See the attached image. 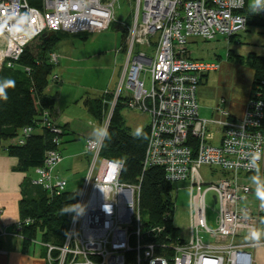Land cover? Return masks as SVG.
Listing matches in <instances>:
<instances>
[{
	"label": "built area",
	"instance_id": "1",
	"mask_svg": "<svg viewBox=\"0 0 264 264\" xmlns=\"http://www.w3.org/2000/svg\"><path fill=\"white\" fill-rule=\"evenodd\" d=\"M117 1L0 0V68H12L25 46L45 33L91 34L112 25L122 27L124 42L116 53L122 52L125 59L117 85L112 92L104 91L111 102L101 125L108 127L120 99L125 108L148 116L142 171L158 167L167 183L188 184V236L183 240L167 235L158 244L164 228L142 227L141 178L132 185L120 183L124 161L101 157L102 144L87 139L86 171L66 235L57 248L44 245L48 264H252L250 251L264 235L260 225L264 190L257 192V180L264 182V99L252 94L239 121L201 119L198 85L219 65L192 59L187 49L193 39L229 41L244 32L246 19L240 12H250L249 0L243 6H238L239 0H131L126 23L114 17ZM253 15L264 21V12ZM58 61L56 52L49 53L53 67ZM59 81L52 73L49 83ZM39 119L42 128L61 134L46 111ZM208 123L222 126L216 145L211 144L214 136L207 131ZM31 133L30 127L23 128L11 143L21 146ZM53 143L57 145L58 139ZM61 161L60 152L47 151L42 165L33 169L30 184L49 194L63 192L65 181L55 172ZM203 167L222 176L205 180L200 174ZM208 194L216 205L211 219ZM173 211L174 203L165 217L172 220ZM22 225L15 223L11 231L3 227L0 236L19 237ZM53 250L55 257L50 256ZM5 254L0 246V255Z\"/></svg>",
	"mask_w": 264,
	"mask_h": 264
},
{
	"label": "trees",
	"instance_id": "2",
	"mask_svg": "<svg viewBox=\"0 0 264 264\" xmlns=\"http://www.w3.org/2000/svg\"><path fill=\"white\" fill-rule=\"evenodd\" d=\"M240 14L246 19L245 31L249 26L264 27V21L249 11L243 10ZM63 35L68 34L56 32L48 37L39 36L25 46L12 68H6L4 65L0 68V79L10 78L16 81L14 88L6 89L8 99L0 101V147L8 157L17 161L15 171L20 173L33 171L34 168L41 166L47 151L60 152L59 145L65 136L91 135L89 129H81L76 122L58 126L61 130L58 136L40 126L39 117L42 112L46 111L49 114L52 123L58 116L54 99L46 94V89L50 85V76L54 71V67L48 62V55L54 52L55 46ZM81 35L85 34L76 36ZM124 36L123 31L121 46H123ZM235 39L232 37L229 41ZM247 64L253 72L250 96L258 93L260 98L264 99V57L249 54ZM24 69H28L29 72L26 73ZM104 97H86L82 100L86 113L98 123L105 118L104 113L107 107L105 102L111 101L110 95ZM122 110L123 107L118 105L112 111L107 127L111 138L102 143L100 155L114 162L124 161L119 177L120 183L132 185L138 183L141 178L138 209L143 229L163 227V234L156 239L158 244L163 243L167 235L177 239L178 229L172 224L170 216L165 217L167 212H172L174 189L164 180L162 169L150 167L142 171L147 127L132 134L125 126L121 116ZM26 127H30L32 133L25 139L23 145L11 143ZM54 138L58 139L57 145L53 143ZM76 196L77 193L65 190L58 194H49L39 187L32 186L29 178L25 179L20 185L19 220L16 222L19 226L23 224L17 231L19 238L21 236L23 248L26 249L28 245L35 242L37 236L45 256H47V249L44 245L59 247L66 235L73 212L66 206L72 205L74 209ZM25 220H30V223L25 225ZM260 225L264 231V216L260 220ZM56 255V250L50 252L51 257Z\"/></svg>",
	"mask_w": 264,
	"mask_h": 264
},
{
	"label": "rangeland",
	"instance_id": "3",
	"mask_svg": "<svg viewBox=\"0 0 264 264\" xmlns=\"http://www.w3.org/2000/svg\"><path fill=\"white\" fill-rule=\"evenodd\" d=\"M248 3L250 4L251 0ZM130 11L131 0H119L114 6V17L117 21L126 23L129 19ZM83 36L63 35V38L58 42L55 51L63 54V57L60 58V68L63 67V69H61L60 73L63 76L64 84L60 90L56 91L57 94L49 90L57 85L59 86L62 82L57 65L54 67L53 75L57 74L60 81L57 84H50L46 92L50 95L58 96V107L61 110V117L63 119H67L66 121L73 120V122L78 123L81 129H89L92 133V130L100 126L102 122H96L86 113L82 106L81 98L85 95L89 98H105L104 91L112 92L119 81L125 57L122 52L116 53L121 47V34L115 29V25L110 26L106 31L85 34ZM237 37H235L237 40L234 43L225 41L223 37H217L212 41L193 39L187 45L190 57L204 63L220 65L219 60L215 59L217 56L224 61L226 53H233V59L229 64H225L231 75V81L223 85L227 89L235 88L234 77L244 76L246 71L249 73L250 67L247 65L249 54L264 57V27L249 26L247 31L238 34ZM214 73L210 72L208 74V85L211 87L214 84L212 80ZM140 79L144 81L145 87H147L148 81L146 77L142 75ZM110 102H105L107 106L104 113L105 117L108 113L107 110L110 108ZM118 105L123 107L121 115L125 121V125L129 127L132 134L140 132L146 126L148 122L146 114L127 109L120 101L115 104V106ZM66 121L58 122L60 124ZM67 139L68 136H65L59 145V151L63 156L82 151L83 138L69 144H67ZM87 139H90V136ZM64 158L65 163L71 162L70 168H72L70 170L71 173H64L63 177H61L66 181L65 191L77 193L81 186L82 178L85 175L86 167L83 175L82 173L73 174V167H79L78 164H75L77 163V159L68 160L66 157ZM25 174L27 178H34L31 170L25 172ZM200 174L205 180L218 177L217 170H213V174H211V169L207 167H203ZM187 187V183L172 185V189L177 190L172 222L178 229L179 238L183 240L187 239L188 236L189 196ZM211 197V194H208L206 197L208 219L213 218L216 211V205L213 203ZM7 230L11 231L12 227H8ZM37 239L39 240V236H37Z\"/></svg>",
	"mask_w": 264,
	"mask_h": 264
},
{
	"label": "crops",
	"instance_id": "4",
	"mask_svg": "<svg viewBox=\"0 0 264 264\" xmlns=\"http://www.w3.org/2000/svg\"><path fill=\"white\" fill-rule=\"evenodd\" d=\"M120 34L122 35V33ZM236 40L237 39L229 41V43H234ZM57 45L55 46V49ZM55 49L54 52L59 55L57 70L60 76L62 77V82L59 86L57 85L54 88H50L49 90L54 91L55 94H57L56 91L60 90L64 84L63 76L60 73L61 69H63V67L60 68V58L63 57V54H60L59 52L55 51ZM232 57L233 53L228 52L225 55L224 61H222L219 56L215 58L216 60H219L220 65L218 67V70L214 71L215 73L212 77L214 84L212 87L208 85L209 73L202 77V81L197 90V101L200 107L199 117L201 119L209 121L213 120L215 122H224L226 120L239 121L243 117L246 105L250 97V91L253 81V72L249 68V73L248 71H246L244 76L241 75L238 77H234L235 88H224L223 85H225L228 81H231V75L229 74L228 68L225 66V64H229L230 61L233 59ZM46 94L48 96H52V98L54 99L55 111L58 113L57 118L54 120V124L56 126H62L67 123L73 122V120L66 121L67 119L65 120L61 117V110L58 107V96L56 97L55 95H50L47 92ZM86 97V95L82 97L81 101ZM58 121L66 122L59 124ZM147 125L148 122L144 128H146ZM125 126L129 129L127 125ZM221 130V125L216 123H208L207 131L213 133L214 136V139L211 141V144L216 145L219 143ZM88 136L90 135L83 136L82 134H76L74 136H68L67 144L77 142L80 140V138H83V149L79 153H72L66 156H63L60 152L62 156V161L55 171L59 176L63 177L62 175L64 173L70 172V170L72 169L70 168L71 162L69 161L68 163H65L64 157H66L68 160L77 159V163L75 164H78L79 167H73V174L82 173L83 175L86 167L84 144ZM16 164L17 161L14 158L8 157L3 151V149L0 147V232L3 227H12L19 220V190L21 183L25 179H27V177L25 173L15 171ZM218 176L221 177V173H218ZM259 241L261 243L256 246L252 251H250L252 256V264H264L263 234L259 235ZM0 246L6 251L5 255H0V264H48L47 257L44 255V249L40 246L38 239H36L35 242L31 243L26 249H24L22 246V241L19 237L0 236Z\"/></svg>",
	"mask_w": 264,
	"mask_h": 264
},
{
	"label": "clouds",
	"instance_id": "5",
	"mask_svg": "<svg viewBox=\"0 0 264 264\" xmlns=\"http://www.w3.org/2000/svg\"><path fill=\"white\" fill-rule=\"evenodd\" d=\"M244 0H239L238 6H243ZM250 12L252 14H258L264 12V0H251ZM16 81L10 78L0 79V101H6L8 94L6 89L14 88ZM111 136L107 127L100 125L92 130L89 143L93 145H101L105 140H110ZM261 190H264V182L257 180V192L258 195ZM69 211H74L72 205L66 206Z\"/></svg>",
	"mask_w": 264,
	"mask_h": 264
},
{
	"label": "water",
	"instance_id": "6",
	"mask_svg": "<svg viewBox=\"0 0 264 264\" xmlns=\"http://www.w3.org/2000/svg\"><path fill=\"white\" fill-rule=\"evenodd\" d=\"M115 29L118 30L119 33H122V32H123L122 27H120V26H118V25L115 26ZM52 35H54V33H53V32H49V33H45V34H43L42 36H46V37H48V36H52ZM212 200H213V202H215V198H214V197H212Z\"/></svg>",
	"mask_w": 264,
	"mask_h": 264
},
{
	"label": "bare ground",
	"instance_id": "7",
	"mask_svg": "<svg viewBox=\"0 0 264 264\" xmlns=\"http://www.w3.org/2000/svg\"><path fill=\"white\" fill-rule=\"evenodd\" d=\"M150 168V167H149Z\"/></svg>",
	"mask_w": 264,
	"mask_h": 264
}]
</instances>
